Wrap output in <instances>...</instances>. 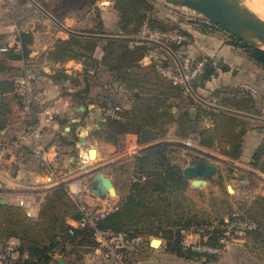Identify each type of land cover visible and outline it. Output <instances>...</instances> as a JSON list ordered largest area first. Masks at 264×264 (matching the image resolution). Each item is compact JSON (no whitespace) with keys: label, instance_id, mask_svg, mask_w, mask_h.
Segmentation results:
<instances>
[{"label":"trees","instance_id":"1","mask_svg":"<svg viewBox=\"0 0 264 264\" xmlns=\"http://www.w3.org/2000/svg\"><path fill=\"white\" fill-rule=\"evenodd\" d=\"M114 9L120 17L115 33L99 31L86 34L119 38L97 39L70 35L68 40L58 41L55 49L58 58L64 61L82 62L83 78L87 83L90 72L94 73L95 82L101 88V93L97 96L101 108L123 107L120 92L127 95L126 100L130 102V107H123L119 112L120 119H106L107 130L103 133L107 136L106 141L116 144L121 137L134 135L138 145L144 147L130 163L132 170L130 171L129 166L124 170L128 174V181L125 182L129 186L128 195L120 201L117 210L98 222V227L102 231L125 234L127 241L141 239L137 251L144 250V247L148 246L149 238L156 237L165 241L167 253L177 257L189 260L203 257L213 259L186 250L182 244L183 231L209 228L214 224L188 209L186 192L189 182L184 178L182 168L173 162L175 149L163 140L171 125H177V139L189 140L193 134L189 127L193 116L191 110L195 109L196 122L208 118L212 123V127L199 131V147L218 149L223 157L238 161L243 154V142L247 132L256 130L264 134V122L249 120L198 103L183 84H175L172 79L161 73L160 68L169 67L168 57H165L164 61H152L145 65L144 60L159 48L158 45L127 41L123 38H137L144 27L160 32L170 31L166 23L153 14L154 2L115 0ZM195 26L202 32L218 28L203 21H199ZM185 36L191 37L188 32H185ZM230 44L241 48L264 71L263 51L234 36H230ZM185 45V42L172 43L170 49L178 55ZM97 48L102 51L100 59L94 57ZM198 62H204V68L192 83L193 89L203 87L212 78L217 77L219 72L230 70L221 62L199 58L190 71ZM182 64L184 65L183 62ZM104 76L110 80L104 81ZM86 88L91 87L87 85ZM225 89L228 93L217 98L218 106L261 116L251 91L240 87ZM219 91L215 92L220 94ZM173 107L178 109L177 113L173 112ZM32 108L35 115L39 110L38 105L34 103ZM27 124L35 125L37 121L33 117ZM74 141H78L77 136L73 137V141L66 143L73 145ZM194 152L191 164L203 162L202 152ZM250 165L264 174V138L253 152ZM222 179L220 176L219 185H222ZM242 207L244 213L240 218L256 225V229L247 234L264 243V196H258L251 205L245 204ZM233 217L231 212L229 220ZM82 218L83 212L63 184L46 194L36 221L27 215L23 207L1 205L0 244L5 246L12 239L19 241V246L14 252L16 258L9 257V264H50L56 254L66 253L67 247L75 249L74 251L97 248L99 244L90 229L73 228L69 224V220L79 221ZM224 223L223 218L219 227L204 234L208 236V244L224 247L221 244L222 239L226 237V231L222 229ZM6 248L2 247L0 251H5Z\"/></svg>","mask_w":264,"mask_h":264},{"label":"crops","instance_id":"2","mask_svg":"<svg viewBox=\"0 0 264 264\" xmlns=\"http://www.w3.org/2000/svg\"><path fill=\"white\" fill-rule=\"evenodd\" d=\"M16 1L0 0V49H8L6 52L0 51V141L8 142L21 136L29 126L27 122L34 117L37 121L35 125L46 132L41 144L46 153L47 163L44 164L35 154L32 141L26 140L16 156L0 166V200H5L6 205L23 207L27 215L36 221L46 194L62 184L68 188L70 180L77 179L78 182L75 184L81 188L79 203L96 209L119 204L129 192L124 169L130 167L134 157L139 155L144 147L138 145L137 137L134 135L121 137L116 144L100 139L107 126L98 98L93 99L94 73L90 72L87 83L83 78L84 66L81 61H64L58 58L55 53L58 41H66L69 37H36V25L30 22V17H21L17 13V16L14 15ZM29 7L30 5H27L22 14ZM218 28L202 32L196 26L190 27L188 33L191 37H182L180 42L176 41L178 44L186 43L180 50L184 57L182 61L184 65L181 63L183 68L189 70L197 59L210 58L230 69L229 72H219L217 77L212 78L203 87L192 88L193 92L204 101L200 96L205 90L212 93L225 88L240 87L251 91L255 98L253 87L257 85L264 71L241 48L230 44L229 33ZM154 53V51L150 53L144 60L145 65L150 64L153 59H158ZM94 57L96 59L102 57L100 48H97ZM23 79L30 81L33 86L32 106L35 103L39 108L35 115L33 108L29 116L22 114L21 99L17 90L19 82ZM107 80H110L109 77ZM200 83L199 81L198 84ZM87 85L91 88H86ZM126 99L123 98L121 104L128 109L130 102ZM209 104L218 106L217 100ZM173 112L177 113L178 109L173 107ZM196 113L195 109L191 110L193 115L191 122L194 123L196 131H192L189 140L177 139V125H171L163 142L175 149L174 159L182 148L190 150L191 153L199 150L202 152L201 157L211 155V161L220 165L218 174L203 189H193L188 181L189 188L192 191H205L212 186L214 180H219L222 176L223 185L227 181L232 183L234 198L238 201V208L233 207L231 210L232 216L236 214L242 216L244 213L242 206L245 204L249 206L256 197L264 196V174L254 170L250 165L251 156L261 144L264 134L249 130L244 137L241 159L230 161L223 157L218 149L199 147L197 143L199 131L205 127H212V123L208 118L196 122ZM74 136L78 137V141L68 145L66 142L73 141ZM80 137H83V142L80 141ZM90 148L96 150L94 163L89 159ZM192 157V154L188 158L185 156L184 160H190ZM173 162L179 165L183 172L185 167H182L178 160ZM189 163L188 166H194L191 160ZM89 166L93 167L95 174L102 172L112 180L116 197L93 198L87 190V183L84 182L87 173L73 177L74 171L78 169L86 171ZM231 212L223 217L225 221L229 220ZM69 224L75 226L76 221L69 220ZM151 240L152 238H149L148 246L146 245L142 251H137L138 243H127L122 252L124 264H130L132 262L130 258L135 254L143 256L136 264H264V243L255 240L249 234L234 238L225 245L220 256H209L213 259L180 258L166 252L163 239L158 248L151 246ZM192 240L196 241L197 237L193 236ZM5 246L16 250L19 241L12 239ZM5 246L0 244V249ZM98 249L99 246L86 251L78 249L77 252L67 247L66 253L56 254L50 264H60L57 259H61L64 264H117L112 259H106Z\"/></svg>","mask_w":264,"mask_h":264},{"label":"rangeland","instance_id":"3","mask_svg":"<svg viewBox=\"0 0 264 264\" xmlns=\"http://www.w3.org/2000/svg\"><path fill=\"white\" fill-rule=\"evenodd\" d=\"M33 1L36 2L39 6H41L63 26L74 32L86 34L88 32L95 33L102 31L107 34H111L117 31L118 21L120 17L114 9L115 0ZM151 1L154 2L155 5V11L153 14L157 18L162 19L166 23L170 31L160 32L151 30L149 27H144L139 33V35L136 36L138 39H150L158 41L170 48L172 43H177L175 40L169 38L156 39L154 37H186L185 32H188V30H190V27H194L199 21H205L201 16H198L197 14L188 9L173 7L160 0ZM27 5H30L29 9H26L24 11V14H22L23 9L26 8ZM14 8V15L17 16V14H19L21 17H30V22H34V25H36V37L70 36L29 0H17L16 4L14 5ZM157 33L159 36H157ZM154 52V54L157 55L158 59H153V61H164L165 57H168L169 67L165 68L166 71L172 76L174 75L176 77H182L179 67L176 64L175 60L165 49L159 47L158 49L154 50ZM181 52L182 51L179 50L178 55H176L180 63H182V61L184 60V57L181 55ZM193 65L194 63L191 64L189 70L186 69V67L183 68L186 76H188L189 73H191L196 68L195 67L192 71H190ZM197 78L193 81L188 82L190 86H192V83L195 82ZM103 79L104 81H107V77H104ZM182 84L185 86L184 83ZM253 91L255 95V100L257 102V108L261 115L259 117L264 118V72L261 74L260 80L258 81L257 85L253 87ZM219 92L221 93H211L205 90L200 97H202L204 101L209 103L216 102L218 97H221L225 95V93H228L226 89L225 91L220 90ZM98 93H101V88H99L97 86V83L94 81V90L92 93L93 99L98 96ZM126 96V94L120 92V97L127 98ZM100 139L107 140V136L101 135ZM191 154L192 153L190 150L182 148L179 150L178 156L175 155L176 159H174V161L178 160L182 167H186L190 164L189 162L191 159L184 160L185 156H187L188 158V156ZM210 156L211 155L203 157V159L211 161L212 157ZM90 161L91 163H94L92 159H90ZM74 172V178L79 175H85L87 173V177H85L86 179H84L85 183H88L95 174L92 166H89L86 171L78 169V171ZM125 177V182H127V172L125 173ZM75 182H78V180H70V184H75ZM229 188H231V191L229 190ZM186 196L188 197V209L192 210L193 213H197L198 215L202 216V218L208 219L214 224V226H217L223 219V217L226 216V214H230L229 212L233 209V207L238 208V201H236V198H234L233 185L231 182L228 181L225 185H219V180H214L212 186L202 192L195 190L192 191L189 188L186 192ZM76 201H78V197L76 198ZM152 239L160 238L153 237ZM193 241L194 240H191V242ZM141 258H143V256L135 254L133 258H130V261L132 260L130 264H136V261L140 260Z\"/></svg>","mask_w":264,"mask_h":264},{"label":"built area","instance_id":"4","mask_svg":"<svg viewBox=\"0 0 264 264\" xmlns=\"http://www.w3.org/2000/svg\"><path fill=\"white\" fill-rule=\"evenodd\" d=\"M157 36L158 33H157ZM152 38V37H151ZM156 39L161 38H169L175 41L180 42L182 37H154ZM7 48H2L0 51L6 52ZM204 62L199 63L196 68L189 73L187 77V81L195 80L203 71ZM161 73L172 79L175 84H182L184 80L182 77H176L169 74L166 69L160 68ZM18 96L21 99L22 106V114L24 116H29L32 113V95H33V86L30 81L27 79H23L19 82V87L17 90ZM123 109L121 106L111 107L109 109H103V117L110 119H120L119 112ZM48 114V113H47ZM46 132L44 129L39 128L37 125H29L27 129L21 134V136L17 137L14 140L4 142L0 141V166H3L9 160L14 158L24 144L26 140H31L33 144V150L35 154L41 158L44 164L47 163L46 153L44 147L41 144L42 138H44ZM190 144V143H189ZM77 184H70L68 187V192L71 198L78 205L79 209L83 212V218L79 221H76V225L72 226L73 228L78 229H90L96 241L99 244V253H102L106 259H112L117 264H124L123 259V249L127 243H140L141 239H134L131 241L126 240L125 234H114L109 231H102L98 227V222L101 219H104L110 213L118 209V204L113 205L108 208L96 209L88 206L87 204H82L76 201V198L81 194V188L76 186ZM219 227L212 226L204 229L197 230H188L183 231V246L186 250H190L191 252L201 254L204 256H220L223 253L225 245L231 242L237 236H244L249 231H253L256 229V225L248 221L246 219H241L240 215H234L232 220H226L224 225H222V229L226 232V237L222 239L221 244L224 247L214 246L212 244H208V236L204 235L207 231ZM204 235V236H203ZM196 236L197 240L191 242L192 237ZM15 249L13 247L8 246L5 251H0V264H9V257L11 259H15Z\"/></svg>","mask_w":264,"mask_h":264},{"label":"water","instance_id":"5","mask_svg":"<svg viewBox=\"0 0 264 264\" xmlns=\"http://www.w3.org/2000/svg\"><path fill=\"white\" fill-rule=\"evenodd\" d=\"M34 4L39 10H41L47 17H49L54 23H56L61 29L67 32L69 35L79 36V37H93L98 39H113L119 38L115 36H103V35H90L77 33L70 29H67L55 18H53L47 11H45L41 6H39L33 0H29ZM168 5L177 8L188 9L198 16H201L206 22L213 24L231 36H234L238 40L246 43L247 45L261 50L264 52V18L257 15L246 3L245 0H160ZM127 41L143 42L158 45L159 47L165 49L175 60L179 67L182 79L184 80L185 87L189 93L200 103L205 106L215 109L218 111H223L226 113H231L239 115L244 118H248L255 121L264 122V118L252 116L240 112H236L230 109H225L215 105H211L199 99L193 92L190 84L187 81L185 71L175 53L164 44L150 40V39H138V38H123ZM103 124L101 121L100 125ZM189 127L192 131H196L194 123L190 122ZM80 141L83 142V137H80ZM88 155L90 159H95L96 150L90 148L88 150ZM220 165L215 161H203L194 166H186L183 169L184 178L190 182L193 189H203L208 182L212 181L213 178L218 174ZM87 190L90 196L93 198H106V197H116L117 193L112 180L107 177L104 173L98 172L93 175L90 181L87 183ZM231 191V188H229ZM5 200H0V205H6ZM162 241L160 239H152L151 246L154 248L160 247ZM60 264H64L61 259H57Z\"/></svg>","mask_w":264,"mask_h":264},{"label":"bare ground","instance_id":"6","mask_svg":"<svg viewBox=\"0 0 264 264\" xmlns=\"http://www.w3.org/2000/svg\"><path fill=\"white\" fill-rule=\"evenodd\" d=\"M247 5L260 17L264 18V0H245ZM96 159V157H95ZM95 159H92L95 161Z\"/></svg>","mask_w":264,"mask_h":264}]
</instances>
